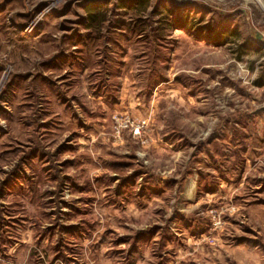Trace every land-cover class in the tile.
<instances>
[{"label":"rangeland","instance_id":"obj_1","mask_svg":"<svg viewBox=\"0 0 264 264\" xmlns=\"http://www.w3.org/2000/svg\"><path fill=\"white\" fill-rule=\"evenodd\" d=\"M264 0H0V264H264Z\"/></svg>","mask_w":264,"mask_h":264},{"label":"built area","instance_id":"obj_2","mask_svg":"<svg viewBox=\"0 0 264 264\" xmlns=\"http://www.w3.org/2000/svg\"><path fill=\"white\" fill-rule=\"evenodd\" d=\"M262 41L264 42V32L261 34Z\"/></svg>","mask_w":264,"mask_h":264}]
</instances>
